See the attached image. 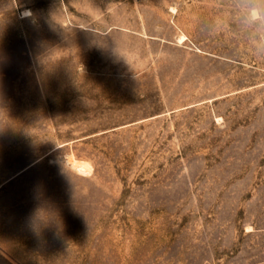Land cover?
I'll list each match as a JSON object with an SVG mask.
<instances>
[{
	"label": "rangeland",
	"instance_id": "374dc122",
	"mask_svg": "<svg viewBox=\"0 0 264 264\" xmlns=\"http://www.w3.org/2000/svg\"><path fill=\"white\" fill-rule=\"evenodd\" d=\"M0 264H264V0H0Z\"/></svg>",
	"mask_w": 264,
	"mask_h": 264
},
{
	"label": "bare ground",
	"instance_id": "6f19581e",
	"mask_svg": "<svg viewBox=\"0 0 264 264\" xmlns=\"http://www.w3.org/2000/svg\"><path fill=\"white\" fill-rule=\"evenodd\" d=\"M27 14V13H26ZM73 166H75L81 175H85L89 170V163L86 161L72 160Z\"/></svg>",
	"mask_w": 264,
	"mask_h": 264
}]
</instances>
